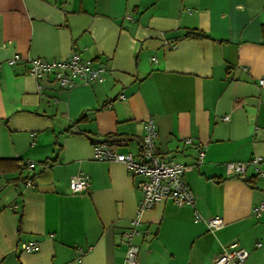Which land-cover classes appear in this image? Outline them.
<instances>
[{
    "label": "crops",
    "instance_id": "crops-1",
    "mask_svg": "<svg viewBox=\"0 0 264 264\" xmlns=\"http://www.w3.org/2000/svg\"><path fill=\"white\" fill-rule=\"evenodd\" d=\"M262 26L264 0H0V264H124L142 176L95 159L102 142L89 137L138 156L148 118L160 155L192 164L183 177L193 202L141 212L139 264H214L230 244L247 249L241 264H264V210L254 212L264 161L226 168L264 157ZM73 52L104 65V78L62 88L27 70L26 58ZM78 170L88 184L74 192ZM213 216L223 219L215 229ZM31 239L39 249L22 251Z\"/></svg>",
    "mask_w": 264,
    "mask_h": 264
},
{
    "label": "built area",
    "instance_id": "built-area-1",
    "mask_svg": "<svg viewBox=\"0 0 264 264\" xmlns=\"http://www.w3.org/2000/svg\"><path fill=\"white\" fill-rule=\"evenodd\" d=\"M126 17H130L126 15ZM23 57L16 53L7 60L9 65L16 64ZM28 63V72L35 77H40L45 73H50L62 88H70L78 81L82 83H92L101 81L104 78L106 68L100 64L97 66L80 58L78 52H73L66 58L47 59L44 57L26 58ZM258 84L264 86V76L258 78ZM123 98L121 94L119 96ZM228 120L227 114L221 117ZM158 131L152 118L144 122V132L139 139V155L134 156L130 152H119L115 146L109 143H96L93 148V157L97 160H115L122 162L126 169L132 174L142 176L138 186L141 189V198L137 205V214L131 220V227L124 233L123 242L126 244L124 255V264H139L138 246L133 242V236L139 232V215L142 211L154 206L158 201L171 199L176 204L192 203L193 194L184 180V172L192 167V164L182 162H172L165 160L156 148V138ZM186 143L190 139L185 140ZM203 158L202 150L198 152V161ZM264 161V157L254 155L247 161H227L226 168L232 174H242L248 165L255 167ZM25 166L33 169L36 162L26 161ZM25 184L33 186L34 181L31 178L26 179ZM88 184V175L78 170L70 176V189L74 192L84 191ZM264 210V203L254 207V212L259 213ZM196 219L200 215L195 216ZM223 219L219 216H213L207 219V225L211 229L220 227ZM260 245V243H257ZM22 251L33 252L39 249V242L35 239L21 241L19 245ZM248 256V251L244 247L230 244L227 249L214 259V264H241Z\"/></svg>",
    "mask_w": 264,
    "mask_h": 264
},
{
    "label": "trees",
    "instance_id": "trees-1",
    "mask_svg": "<svg viewBox=\"0 0 264 264\" xmlns=\"http://www.w3.org/2000/svg\"><path fill=\"white\" fill-rule=\"evenodd\" d=\"M262 30H264V26H262ZM185 35L189 37H203L204 33L196 29H188L186 30Z\"/></svg>",
    "mask_w": 264,
    "mask_h": 264
},
{
    "label": "water",
    "instance_id": "water-1",
    "mask_svg": "<svg viewBox=\"0 0 264 264\" xmlns=\"http://www.w3.org/2000/svg\"><path fill=\"white\" fill-rule=\"evenodd\" d=\"M92 141L94 142H105V141H108L110 139L108 138H100V137H89Z\"/></svg>",
    "mask_w": 264,
    "mask_h": 264
}]
</instances>
